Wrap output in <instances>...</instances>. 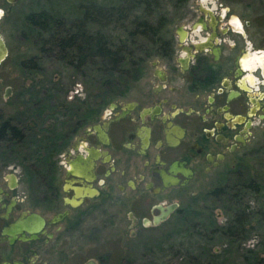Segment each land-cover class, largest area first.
Segmentation results:
<instances>
[{
  "label": "flooded vegetation",
  "instance_id": "1",
  "mask_svg": "<svg viewBox=\"0 0 264 264\" xmlns=\"http://www.w3.org/2000/svg\"><path fill=\"white\" fill-rule=\"evenodd\" d=\"M206 2L213 9L198 10L200 15L178 11L173 26L160 11L157 43L141 44L140 58L126 52L122 89L111 90L119 82L105 77L104 91L67 93L61 106L53 107L60 113L54 117L61 120L58 126L0 124V161L27 143L32 154L44 156L43 164L30 166L32 185L44 180L43 190L37 185L33 193L22 190L16 164L8 172L0 165V264H99L101 258L86 259L84 253L88 242H99L101 227L129 226L135 236L137 227L185 215L180 195L189 189L195 194L198 178H215L208 194L230 201L222 233L245 239L259 230L264 222L263 22L217 0ZM61 44L39 43L40 54L23 65L36 69L53 56L77 75L88 64L98 71V56L84 58L76 43ZM44 92L53 105L52 95ZM40 102L34 101L35 119ZM40 131H47L45 143ZM257 244H264V235ZM246 251L248 264H264V253Z\"/></svg>",
  "mask_w": 264,
  "mask_h": 264
},
{
  "label": "rangeland",
  "instance_id": "2",
  "mask_svg": "<svg viewBox=\"0 0 264 264\" xmlns=\"http://www.w3.org/2000/svg\"><path fill=\"white\" fill-rule=\"evenodd\" d=\"M206 1L188 0L185 4L176 7L172 0H162L159 10L167 12L168 25L173 26L181 15L177 13L178 11L195 10L196 15H200L198 10L213 9ZM85 3L87 0H0V11L3 12L0 15V34L9 49L7 58L0 66V124L8 120L34 128L38 122L40 130L41 127H49L51 123L58 126L61 120H54V117L55 115L59 117L60 113L53 107L61 106L67 93L72 95L75 90L81 88L86 92L105 90L103 81L106 76H102L92 64L84 67L82 76L77 75L73 69L53 56L39 61L36 69L30 65H23L34 54H40L38 44L43 42L45 36L40 35L38 28L30 27L25 17L41 9H47L57 16V20H62L64 25L69 26L75 19L81 17L82 5ZM219 3L234 8L245 17L253 14L254 18H260L264 30V0H217L216 4ZM218 8L221 7H214V9ZM253 10H258L257 15L252 13ZM141 14V10H138L137 15ZM129 28L131 24L128 25ZM111 29L116 38V45L120 43L126 45L134 51L133 57H142L141 44L149 40L139 38L138 41L130 43L123 28L113 25ZM127 59H129L128 54L123 62L122 71L106 77L119 82V86L111 90L116 91L119 87L122 89L126 84L125 70L129 67ZM98 74L99 82H97ZM44 90L52 95L53 105L49 100L44 99L46 95ZM105 98H110V95L106 94ZM35 100L41 101L37 105L41 111L39 119L34 117ZM49 112L53 114L50 123L49 116L47 117ZM40 132L43 134L42 143H45L47 131ZM16 149L13 158L6 157V160L0 161V165H6L2 169L8 172L16 164L15 173L17 172L20 177L22 190L33 193L32 188L37 185L43 190L42 178L36 177L39 181L32 185L33 174L30 169L35 161L43 164L41 161L43 154H32L33 146L28 143L20 147L17 145ZM214 179L198 178L194 188L195 194H192V189L181 193L179 201L180 206L185 210V215L174 214L173 220L164 225L137 227L135 236L130 235L129 226L118 224L101 227L100 240L96 242L98 250L96 249L95 253L89 252L87 249L96 245L88 242L84 257L86 259L99 257L101 258L99 264H248L243 258V254L247 253L246 250H254L253 253H261L260 255L263 256L264 244L258 246L257 243L264 235V222L260 223L259 230L249 233L245 239H236L221 232L227 218H230L227 210L230 201L224 197L208 194L214 186ZM215 228L218 231H215Z\"/></svg>",
  "mask_w": 264,
  "mask_h": 264
},
{
  "label": "trees",
  "instance_id": "3",
  "mask_svg": "<svg viewBox=\"0 0 264 264\" xmlns=\"http://www.w3.org/2000/svg\"><path fill=\"white\" fill-rule=\"evenodd\" d=\"M161 1L87 0L82 5L81 17L69 26L64 25L62 20H57V16L47 9L30 13L25 18L30 27L38 28L40 35H45L42 43L56 44L60 48L62 42L76 43V49L83 51L84 58L98 56V71L107 77L123 70V62L129 49L121 43L115 44L116 38L111 27L118 25L123 28L130 43L138 41L139 38L157 43L156 27L160 25ZM172 1L175 6L186 0ZM138 10H141V15H137ZM130 24L131 28L128 29Z\"/></svg>",
  "mask_w": 264,
  "mask_h": 264
},
{
  "label": "water",
  "instance_id": "4",
  "mask_svg": "<svg viewBox=\"0 0 264 264\" xmlns=\"http://www.w3.org/2000/svg\"><path fill=\"white\" fill-rule=\"evenodd\" d=\"M13 1V0H11ZM0 15H1V11H0ZM0 44H1V53H0V60L4 59L7 56V49L4 46V41L3 39L0 38Z\"/></svg>",
  "mask_w": 264,
  "mask_h": 264
}]
</instances>
